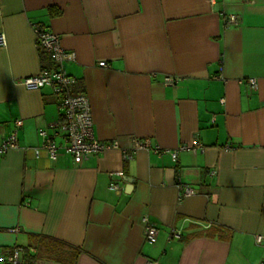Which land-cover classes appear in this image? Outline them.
Segmentation results:
<instances>
[{
  "label": "crops",
  "instance_id": "0c3cea01",
  "mask_svg": "<svg viewBox=\"0 0 264 264\" xmlns=\"http://www.w3.org/2000/svg\"><path fill=\"white\" fill-rule=\"evenodd\" d=\"M33 26L73 53L64 67L98 140L204 148L176 160L113 148L52 159L38 130L61 120L59 98L18 83L52 63ZM0 30V140L23 121L19 148L0 156V247L20 246L34 264L264 263V0H0ZM177 181L194 193L178 198ZM143 217L159 228L153 244Z\"/></svg>",
  "mask_w": 264,
  "mask_h": 264
},
{
  "label": "built area",
  "instance_id": "2783aa9c",
  "mask_svg": "<svg viewBox=\"0 0 264 264\" xmlns=\"http://www.w3.org/2000/svg\"><path fill=\"white\" fill-rule=\"evenodd\" d=\"M225 23L228 26H234L239 23V17L236 14H229L225 17ZM35 42L44 50L51 60V65L41 67L40 70L28 76L23 77L18 81L27 89H40L44 86H49L59 98V104L62 109L61 120H56L50 126L54 128L52 133L44 128L38 130V134L43 138L42 147L47 150L49 156L55 159L60 149L71 154L76 163L87 160L91 155H96L104 152L109 148L120 151L121 157L124 160H129L133 157L137 150H151L157 155L169 154L173 160H176L179 151H190L195 153L197 150H202L204 147L198 140L192 144H182L176 149L162 148L159 145L152 143L150 138L131 137L128 146H122L118 140L103 142L98 140L94 134L93 122L90 112L89 100L85 94H77L72 92V85L75 82V77L70 75L65 67L64 61L67 58L73 57V53L66 52L60 43V36L50 30L33 26ZM6 46V37L3 31L0 30V47ZM100 66L106 65L104 61L98 62ZM249 87L252 90L257 89V81L255 78H248ZM177 82V78L165 76L164 83L173 85ZM224 102L223 99L220 100ZM23 121L16 119L11 133L3 140H0V156L8 150L19 148L17 142V131L22 126ZM57 136H61L62 143L58 145L55 141ZM35 154H39V149H34ZM216 171L212 169L210 175H214ZM112 180L109 188L117 190L120 188L119 181L123 178L122 170L111 172ZM178 190V198L191 196L194 191L185 183L176 182ZM144 221V238L147 242L153 244L157 240L159 228L156 224ZM12 231H17L18 228H12ZM171 235L179 238V231L171 230ZM255 241L260 243L264 241V236L256 235ZM0 264H34L33 258L28 255V252L20 246L0 247ZM146 264H159L154 260H147ZM264 264V263H260Z\"/></svg>",
  "mask_w": 264,
  "mask_h": 264
},
{
  "label": "trees",
  "instance_id": "16d2710c",
  "mask_svg": "<svg viewBox=\"0 0 264 264\" xmlns=\"http://www.w3.org/2000/svg\"><path fill=\"white\" fill-rule=\"evenodd\" d=\"M52 10V9H51ZM45 52V51H44ZM43 52V53H44ZM43 53H41V55L43 54ZM46 53V52H45ZM47 54V53H46ZM56 261H61V259L58 257V258H54Z\"/></svg>",
  "mask_w": 264,
  "mask_h": 264
},
{
  "label": "water",
  "instance_id": "95a60500",
  "mask_svg": "<svg viewBox=\"0 0 264 264\" xmlns=\"http://www.w3.org/2000/svg\"><path fill=\"white\" fill-rule=\"evenodd\" d=\"M123 179H125V178H123ZM126 180H127L128 182H131V180H130L129 178H127ZM126 188H127V187H126Z\"/></svg>",
  "mask_w": 264,
  "mask_h": 264
}]
</instances>
